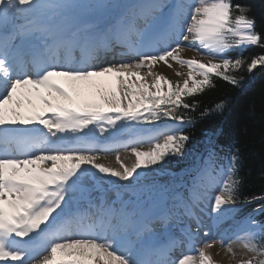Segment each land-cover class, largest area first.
Here are the masks:
<instances>
[{
	"label": "snow or ice",
	"instance_id": "6c2138e0",
	"mask_svg": "<svg viewBox=\"0 0 264 264\" xmlns=\"http://www.w3.org/2000/svg\"><path fill=\"white\" fill-rule=\"evenodd\" d=\"M78 7L74 0H0V27L10 18L17 21L12 31H0V262L218 264L209 249L219 243L235 258L232 244L239 243L248 255L237 264H264V220L256 218L264 213V195L244 198L245 204L258 202L257 208L234 224L230 236L204 232L208 238L199 241V231L189 226L183 240L170 238L151 249L155 259L150 260L141 257L150 244L151 225L167 227V215L147 220L101 202L92 205L100 224L85 225L81 214L70 210L74 199L90 201L98 176L113 184L139 182L148 172L185 158L190 140L185 127L195 120L179 109L195 112L199 101L193 98L214 87V77L239 84L231 73L244 66L243 50L264 49V32L257 30L250 8L234 0H182L175 6L165 0H138L127 15L104 23L70 19ZM164 17L168 28L154 35ZM185 48L201 58H185ZM118 49L127 59H115ZM236 49L240 54L228 55ZM161 64L186 67L187 72L174 69L183 79L173 81L154 71ZM258 65L264 66V51L251 58L247 71ZM224 108L220 102L213 111ZM161 118L174 123L152 135L147 150L139 146L142 139L129 137L130 165L119 152L118 168L99 163L97 150L85 146L94 133H131ZM221 131L208 135L206 156L189 195L195 203L215 190L210 213L214 225L225 217L234 219L241 199L240 149L233 144L220 156L214 137ZM184 208L199 229L203 222L191 204ZM182 244L188 251L171 259Z\"/></svg>",
	"mask_w": 264,
	"mask_h": 264
},
{
	"label": "bare ground",
	"instance_id": "6f19581e",
	"mask_svg": "<svg viewBox=\"0 0 264 264\" xmlns=\"http://www.w3.org/2000/svg\"><path fill=\"white\" fill-rule=\"evenodd\" d=\"M74 2L81 5V7H78L71 11V13L69 14L70 19H78L80 22L97 21V22H104V23H113L117 19H119L121 16L127 15L130 6L137 3L138 0H135V1L133 0H114L115 4H112L113 0H74ZM166 2H168V0H165V3ZM169 2L171 3V6H175L181 3L182 0H170ZM183 2L186 3L188 2V0H183ZM129 3H130V6L127 7ZM89 5H91L92 7H89ZM168 10L166 9L165 12H167ZM16 23H17L16 20L10 18L8 21H6L3 24L2 27H0V29H5L6 32L12 31ZM168 24H169V20L166 17L161 18L158 24L153 28L152 30L153 34L158 35V34L163 33L168 28ZM139 27L141 28L144 27L142 22H139ZM159 47H163V45H159ZM146 50H150V49H146ZM119 51L120 50L118 49L117 52L115 53V59L116 60H120L122 58L127 59V57H121L119 55ZM78 54H79L78 52L74 53V55L77 57H78ZM182 55L185 58H192V57H196L197 59L201 58L200 55L196 51H193L189 48H185ZM108 59H113L112 53L108 54ZM204 59H207V57H204ZM174 69L179 70L181 72H185V73L187 72L186 67H180L175 64H173L172 69L161 64L160 66L154 68V71L163 73L164 75H166L169 79L173 81L182 80L183 79L182 77H177L175 75ZM164 129L166 128H164L163 126L161 127V129L157 128L156 124L154 123V124L138 125L137 128L131 133L123 132L122 134L117 133L114 135L113 134L100 135L97 132V133L92 134V136L89 138V142L85 144V146H91L97 150V154L100 157L98 161L99 163H103L107 166L118 168L119 164L116 161L117 152H119L121 159L126 164L130 165L134 160V157L131 156V147L133 145L128 144V140L130 136H135V137L142 139L144 143L139 146L147 150L150 147V144L148 143V141L151 138V136L154 135L158 131H163ZM104 149H110V150L105 152ZM101 179L102 178H100L99 176L97 177V180H101ZM104 181H107V182L105 184H102ZM135 182L136 181H133L132 183H129L127 181H118L116 184H113L107 179L103 180L102 182L100 181V183L94 182L96 186L95 188L96 190L93 191L95 193L91 192L90 201L88 199H79V198L74 199L70 205V210L74 213V207L79 205L85 210V216L89 214V217H90V216L95 215L97 211L96 208L93 207L92 205H96L101 202H104L105 204H110L111 202H114V205L117 209L124 207L129 212H136L137 217H140L141 214H143V217L147 220H153L155 219L156 216H159V215H167L169 217L168 224L172 222H175V224L169 227L168 226L162 227L159 223L152 224L151 225L152 229L156 228V231L155 233H153V231L150 233L149 247L145 248L144 253L141 257L142 259H145V260L155 259V256L152 254L151 249L158 248L159 244L157 243H162V245H164L165 243L168 242L170 238H177V239L183 240L184 239L183 230L185 229V227L181 223H179L180 216L178 214H174V215L166 214V207L164 206L163 201L161 205L157 203L147 205L148 199L150 198L151 195L153 196L154 193H148V192L144 193V191H138V192L133 191V185H136L137 183ZM122 192H124L123 196H121L122 194L120 195V193ZM213 194H215L214 189H213ZM200 201L201 203H203V208L196 207L194 208L196 209V212L195 211H192V212L195 214L196 217H198L203 222L202 225L209 226L210 224H212L214 228L211 227L213 229L209 232L213 236L221 235V234L225 235L226 237L230 236L232 234L231 230L228 232L222 229L221 227H219V224H222L224 222H221L218 225L213 224V221L210 215L211 203H212V197L210 196V193L209 195H206ZM200 201H198L197 203L195 202V206H197ZM239 212H238V215L240 214ZM85 216H82L83 223L85 220H89L88 216H87V219ZM236 217H237V211L235 210L234 218ZM226 218L229 219L230 217H226ZM240 219L241 218L237 217V220H235L234 222H231L228 225V229H231L234 226V224ZM193 222L194 224H192V227H193L192 230L195 232L198 229H197L195 220ZM84 224L87 225L88 223L87 224L84 223ZM93 224L99 225L100 221L96 218ZM172 231H174L173 236L170 235ZM204 232H207V231L205 230ZM203 233L199 234V236H201V239H202L201 241L208 238V237H205ZM198 246H202V244H199ZM232 247L236 253L235 258L227 254L225 249L221 247L219 243H217L213 248L209 249V251L212 253L214 260H230V259L237 260L241 258H247L248 254L245 252V250L242 248V246L239 243L232 244ZM187 251H188L187 244L179 245L171 253V259L176 260L183 253ZM0 264H5V262H0ZM8 264H14V262H8Z\"/></svg>",
	"mask_w": 264,
	"mask_h": 264
},
{
	"label": "trees",
	"instance_id": "16d2710c",
	"mask_svg": "<svg viewBox=\"0 0 264 264\" xmlns=\"http://www.w3.org/2000/svg\"><path fill=\"white\" fill-rule=\"evenodd\" d=\"M236 3L247 5L249 15L256 20L258 31L264 32V0H234ZM264 51L255 47L243 50L244 66L231 73L240 81L232 85L218 78H213L214 87L195 96L199 101L195 112L179 109L180 114L191 116L195 123L185 127V132L190 136L186 145V154L191 152L202 157L206 156V139L209 134L222 130L220 135L214 137L215 148L220 156L227 154L229 148L235 144L241 153V166L239 175L242 179L238 203H244V198L259 197L264 195V66L258 65L251 72L247 71V63L251 58ZM236 55V50L231 51ZM240 54V53H239ZM192 103V99L187 100ZM224 102L222 113L213 111L215 105ZM209 110L201 117V112ZM188 161H172L168 166L172 171H180L188 165ZM258 202L245 204L246 210L257 207ZM264 203V201L260 202ZM264 220V213L258 214Z\"/></svg>",
	"mask_w": 264,
	"mask_h": 264
},
{
	"label": "rangeland",
	"instance_id": "374dc122",
	"mask_svg": "<svg viewBox=\"0 0 264 264\" xmlns=\"http://www.w3.org/2000/svg\"><path fill=\"white\" fill-rule=\"evenodd\" d=\"M168 1H170V0H168ZM112 4H115L114 0H113ZM165 4L167 6H171L170 2H166ZM128 6H130V3L127 5V7ZM166 9L168 10L169 8L166 7ZM236 52H237L236 55H231L230 54L231 52H229L228 55L232 56L234 58L241 52V50L240 49H236ZM173 123H174L173 121H170V120H168L166 118H161V120L157 121L155 124H156L157 127H159V126L162 127L163 126L164 128H167V127L171 126ZM201 158L202 157L200 155H197L195 153L189 152V153L186 154L184 159L180 160L181 166L184 163V161H188L189 163H188L187 167H185L184 169H181L180 171H178V170L175 171V174L173 173L172 170H170L171 167L168 166V165L165 166V168H163V169H158L156 171L148 172L146 177L142 178L137 183L135 182L136 185H133V191H136V192L144 191V193H147V192L148 193H154L155 195L154 194H153V196L151 195L150 198L148 199V204L147 205L154 204V203H157V204L161 205V203L163 201V204H164V206L166 207V210H167L166 214H173V215L174 214H178L180 216L179 223H181L185 227V229L188 228L189 226L191 228H193L192 224H194V222H193L194 219L192 217H189V216L185 215L184 205L185 204H191V206H192L191 210L195 211V212H196V209H194V208H196V207L203 208V203H201V201L199 202V204L197 206H195V203H192L189 200V195H190V191H191V187H192V183H193V178L196 176L197 171H198V167L196 166V164L201 165V163H202ZM192 167H193V169L195 171L194 175L189 173V177H186L187 175H185V173H183V172H185L186 170L191 169ZM179 174H182V175H179ZM190 175L192 177H190ZM102 179L105 180V178H102ZM102 179L101 180H97L96 179L95 182L96 183H100V181L101 182L103 181ZM106 182L107 181H104L102 184H105ZM110 187H108V188H110ZM95 188H96V186H95ZM123 193L124 192L120 193V195L122 194L121 196H123L124 195ZM209 193H210L211 197L214 196L213 189H209L207 191L206 195H209ZM256 208H254V209H256ZM254 209L246 210L244 208V203H238V202H237V204L235 206V210L237 211V217L238 218H243V217H245L247 215L252 214ZM238 210L241 211V212H239ZM238 212L240 213L239 215H238ZM93 216L95 217V219L97 218L96 214L93 215ZM93 216H90L91 217V221L90 220H85L84 223H86V224L90 223V222L94 223L95 219H94ZM237 217L234 218V219L231 218V217L229 219H227L225 217V219L222 221L224 223L219 224V227H221L225 231L229 232L230 229H228V225L231 222H234L235 220H237ZM256 218L258 220H260L258 215L256 216ZM173 224H175V222L169 223V224H167V226L169 227V226H171ZM211 227L214 228V226H212V224H210L209 226L208 225H205V226L201 225L200 226L201 229L200 228H199L200 230L198 229L199 234L203 233L205 230L207 232L211 231L213 229ZM152 230L155 232L156 228L155 229L153 228ZM214 231H215V229H214ZM198 239L201 241L202 240L201 236H198ZM239 260L240 259H237V260L236 259L235 260L234 259H230V260H216V261H218V264H237V262Z\"/></svg>",
	"mask_w": 264,
	"mask_h": 264
}]
</instances>
